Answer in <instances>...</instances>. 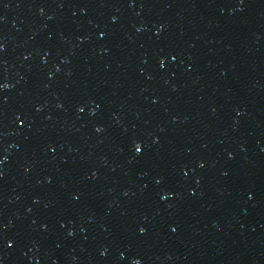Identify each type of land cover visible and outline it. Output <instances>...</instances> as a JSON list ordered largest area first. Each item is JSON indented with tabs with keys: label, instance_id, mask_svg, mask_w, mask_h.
I'll list each match as a JSON object with an SVG mask.
<instances>
[{
	"label": "water",
	"instance_id": "95a60500",
	"mask_svg": "<svg viewBox=\"0 0 264 264\" xmlns=\"http://www.w3.org/2000/svg\"><path fill=\"white\" fill-rule=\"evenodd\" d=\"M0 264H264V0H0Z\"/></svg>",
	"mask_w": 264,
	"mask_h": 264
}]
</instances>
